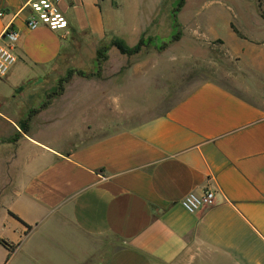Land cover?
Listing matches in <instances>:
<instances>
[{
  "label": "crops",
  "instance_id": "obj_1",
  "mask_svg": "<svg viewBox=\"0 0 264 264\" xmlns=\"http://www.w3.org/2000/svg\"><path fill=\"white\" fill-rule=\"evenodd\" d=\"M28 1L0 0V35L8 24L19 35L17 61L0 77L12 89L0 96V107L12 108L10 115L0 111V128L9 129L0 149L12 171L0 182V264H264V110L207 80L140 122L100 124L99 111L118 113V102L70 105L55 117L68 125L53 138L33 137L30 128L24 134L19 122L54 87L25 101L14 99L15 91L30 78L59 75L76 60L85 34L102 38L116 30L135 45L123 35L145 30L163 4L55 0L68 27L51 31L25 25ZM253 1L264 31V0ZM234 15L226 26L243 30ZM232 34L242 45L229 53L249 56L251 44ZM257 60L264 76V52ZM205 191L213 193L211 206L183 209L186 194Z\"/></svg>",
  "mask_w": 264,
  "mask_h": 264
},
{
  "label": "rangeland",
  "instance_id": "obj_2",
  "mask_svg": "<svg viewBox=\"0 0 264 264\" xmlns=\"http://www.w3.org/2000/svg\"><path fill=\"white\" fill-rule=\"evenodd\" d=\"M156 2L160 7V0H145L146 7L150 8ZM177 2L162 0L160 13L145 30L129 31L123 35L135 43L141 37L152 38V44L143 48L139 54L127 57L108 46L110 40L119 34L116 30H106L102 38L85 34L78 39L81 44L76 51V60L62 66L59 75L48 74L39 80L36 77L28 79L20 90L15 91L14 99L33 100L35 96L44 95L57 86L58 80L69 69L94 72L96 51L101 47L104 49L106 59L100 64L101 78L84 79L74 75L64 85V94L55 98L45 113L32 119L31 136L40 135L51 139L67 127V122L54 119L57 115L65 114L70 105H82L84 108L85 105H116L118 102V105L123 106V110L118 113L99 111L103 115L99 118L100 124L113 122V125L125 126L140 122L162 113L165 108L207 80L219 83L264 110V76L260 72L261 62L257 60L264 52V31L261 30L262 20L257 15L256 3L253 0H185L177 14L180 39L169 43L165 50H159L157 46L169 42L172 35L170 13ZM116 4L112 2V8ZM105 9L103 5L102 10ZM235 12L243 30L232 29V32L251 44L247 46L249 56H244V59L229 53L242 45L226 26L229 18L236 17ZM11 90V87L1 84L0 96L6 98ZM38 104L37 99L36 105L29 102L27 105H15L13 113H22L23 109ZM10 109L0 107V111L5 114L10 113ZM7 128H0V140L9 134ZM8 155L0 149V182L2 176L12 177L11 165H5ZM4 214L5 211L0 208V220Z\"/></svg>",
  "mask_w": 264,
  "mask_h": 264
},
{
  "label": "built area",
  "instance_id": "obj_3",
  "mask_svg": "<svg viewBox=\"0 0 264 264\" xmlns=\"http://www.w3.org/2000/svg\"><path fill=\"white\" fill-rule=\"evenodd\" d=\"M27 7L29 16L25 19V25L29 29L39 26H45L51 31L67 29L68 22L55 0H29ZM3 14V11H0V18ZM18 38V32L11 24H8L0 35V77L5 76L17 61L15 50ZM213 202L211 191L201 194L189 192L181 200V206L188 213H196L211 206Z\"/></svg>",
  "mask_w": 264,
  "mask_h": 264
},
{
  "label": "trees",
  "instance_id": "obj_4",
  "mask_svg": "<svg viewBox=\"0 0 264 264\" xmlns=\"http://www.w3.org/2000/svg\"><path fill=\"white\" fill-rule=\"evenodd\" d=\"M184 4H185V0H178L176 6L173 8L172 12L170 13L171 14L170 15L171 16V24H172V35L170 37L169 42L160 43V45L157 46V49L165 50L169 43L176 42L180 39L181 31H180V24L178 23V19H177V14L181 10V8L184 6ZM152 41H153L152 38L144 39L143 37H141V38H139V40L137 41V43L135 45L128 46L122 39L114 37L110 40L108 46L114 47L121 55L131 57V56L139 54L143 48H146L147 46L151 45ZM154 45H156V44L154 43ZM103 52H104V49L102 47L97 49V51H96V57L94 60L96 68H95L94 72H85V71L76 70V69L68 70L66 72V74L58 80L57 86H55L53 90H51L48 94H46V97H45L46 100L41 105H39L37 108L29 110L27 115L25 116V118H23L19 122L18 127H19L20 131L24 134L28 133L29 128H30L29 125H30V121H31L32 117L35 114H37L39 111L45 109L47 107V104L49 103V101L53 97L62 95L64 92V85L67 84L72 79V77L74 75H77V76L84 78V79H91V78L100 79L101 78L100 64H102V62H104L106 59ZM9 215L22 223V221L13 213L9 212ZM22 224H24V223H22ZM25 226L28 228L27 225H25ZM1 244L4 247H6V249L8 251H11V246H9L7 243H5L4 241H1ZM7 260H8V257L6 258V261Z\"/></svg>",
  "mask_w": 264,
  "mask_h": 264
}]
</instances>
